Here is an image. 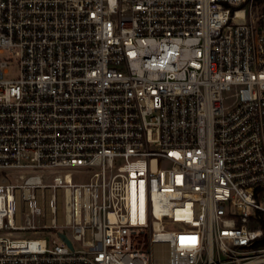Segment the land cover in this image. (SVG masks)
Returning <instances> with one entry per match:
<instances>
[{"label":"built area","instance_id":"2783aa9c","mask_svg":"<svg viewBox=\"0 0 264 264\" xmlns=\"http://www.w3.org/2000/svg\"><path fill=\"white\" fill-rule=\"evenodd\" d=\"M262 240L264 0H0V264Z\"/></svg>","mask_w":264,"mask_h":264},{"label":"rangeland","instance_id":"374dc122","mask_svg":"<svg viewBox=\"0 0 264 264\" xmlns=\"http://www.w3.org/2000/svg\"><path fill=\"white\" fill-rule=\"evenodd\" d=\"M18 75V72H17V70H15V69H12L10 72H9V74H8V76H17Z\"/></svg>","mask_w":264,"mask_h":264},{"label":"trees","instance_id":"16d2710c","mask_svg":"<svg viewBox=\"0 0 264 264\" xmlns=\"http://www.w3.org/2000/svg\"><path fill=\"white\" fill-rule=\"evenodd\" d=\"M260 243L263 245L264 244V240H262Z\"/></svg>","mask_w":264,"mask_h":264},{"label":"water","instance_id":"95a60500","mask_svg":"<svg viewBox=\"0 0 264 264\" xmlns=\"http://www.w3.org/2000/svg\"><path fill=\"white\" fill-rule=\"evenodd\" d=\"M61 235L65 238L64 234H61Z\"/></svg>","mask_w":264,"mask_h":264}]
</instances>
